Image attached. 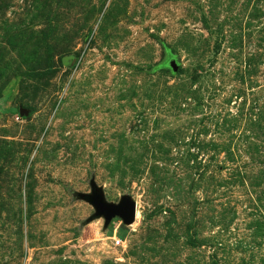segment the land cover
Instances as JSON below:
<instances>
[{
	"label": "rangeland",
	"instance_id": "1",
	"mask_svg": "<svg viewBox=\"0 0 264 264\" xmlns=\"http://www.w3.org/2000/svg\"><path fill=\"white\" fill-rule=\"evenodd\" d=\"M0 264H264V0H0Z\"/></svg>",
	"mask_w": 264,
	"mask_h": 264
},
{
	"label": "water",
	"instance_id": "2",
	"mask_svg": "<svg viewBox=\"0 0 264 264\" xmlns=\"http://www.w3.org/2000/svg\"><path fill=\"white\" fill-rule=\"evenodd\" d=\"M169 65L174 71H177L178 65L174 60H172ZM22 111L23 110H21V113H23ZM94 205L98 211L97 217L104 216L107 225L116 218L122 219L125 225H130L136 218V203L129 197L124 198L120 204L116 205L114 203H107L104 198L99 195L94 199Z\"/></svg>",
	"mask_w": 264,
	"mask_h": 264
},
{
	"label": "trees",
	"instance_id": "3",
	"mask_svg": "<svg viewBox=\"0 0 264 264\" xmlns=\"http://www.w3.org/2000/svg\"><path fill=\"white\" fill-rule=\"evenodd\" d=\"M123 228H125V226L121 225L119 228H118V237H120L121 239H124L126 237V234L127 232L123 233ZM115 229V227L113 226V229H112V234H113V230ZM126 229V228H125Z\"/></svg>",
	"mask_w": 264,
	"mask_h": 264
},
{
	"label": "built area",
	"instance_id": "4",
	"mask_svg": "<svg viewBox=\"0 0 264 264\" xmlns=\"http://www.w3.org/2000/svg\"><path fill=\"white\" fill-rule=\"evenodd\" d=\"M114 238H115V240H116V244H117V245H120L121 243H124V240H123V239L118 238L117 236H115Z\"/></svg>",
	"mask_w": 264,
	"mask_h": 264
},
{
	"label": "bare ground",
	"instance_id": "5",
	"mask_svg": "<svg viewBox=\"0 0 264 264\" xmlns=\"http://www.w3.org/2000/svg\"><path fill=\"white\" fill-rule=\"evenodd\" d=\"M135 219H136V218H135ZM134 222H135V220H134ZM134 222H133V223H134ZM133 223H132V224H133ZM132 224H131V225H132Z\"/></svg>",
	"mask_w": 264,
	"mask_h": 264
}]
</instances>
